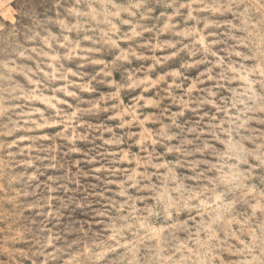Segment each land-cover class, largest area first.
<instances>
[{
	"label": "clouds",
	"instance_id": "clouds-1",
	"mask_svg": "<svg viewBox=\"0 0 264 264\" xmlns=\"http://www.w3.org/2000/svg\"><path fill=\"white\" fill-rule=\"evenodd\" d=\"M0 264H264V0H0Z\"/></svg>",
	"mask_w": 264,
	"mask_h": 264
}]
</instances>
